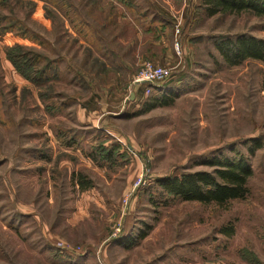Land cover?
<instances>
[{
  "label": "rangeland",
  "instance_id": "374dc122",
  "mask_svg": "<svg viewBox=\"0 0 264 264\" xmlns=\"http://www.w3.org/2000/svg\"><path fill=\"white\" fill-rule=\"evenodd\" d=\"M2 3L3 12L18 6ZM54 4L51 11L42 3L20 9L31 31L26 38L0 39V162L77 161L58 153L54 138L64 145L58 136L86 149L102 142L113 148L103 176L83 168L91 186L80 191L99 193L105 208L94 202L93 216L73 233L88 242L64 241L79 248L72 255L59 250L60 264L76 258L73 264H264V61L231 66L216 47L239 34L264 39V18L250 12L210 16L204 0ZM14 40L55 60L43 86L23 78L7 58ZM146 60L170 67L167 81L149 94L146 84L133 82ZM164 93L178 97L143 111L150 97ZM79 107L96 115L106 111L98 132L78 120ZM224 156L246 157L253 169L243 198L202 203L157 185L161 177L212 171L216 166L208 161ZM7 169L0 167V176ZM40 190L45 193L44 182L0 178V264H22L9 262L13 252L46 264L28 249L13 250L15 235L4 227H12L21 201L39 198Z\"/></svg>",
  "mask_w": 264,
  "mask_h": 264
},
{
  "label": "trees",
  "instance_id": "16d2710c",
  "mask_svg": "<svg viewBox=\"0 0 264 264\" xmlns=\"http://www.w3.org/2000/svg\"><path fill=\"white\" fill-rule=\"evenodd\" d=\"M3 5L8 0H1ZM18 6L11 7L9 12L0 10V39L12 41L13 37L26 38L31 31L25 18L20 16L19 10L31 9L33 5L42 3L50 11L53 10L56 0H14ZM208 15L218 13L242 14L250 12L264 18V0H204ZM216 47L224 61L231 66L239 65L247 59L264 61V39L254 35L239 34L218 40ZM7 58L15 70L26 80L43 86L51 79L49 69L53 68L54 59L45 52L31 48L29 45L14 40L6 47ZM44 96L45 93L40 94ZM177 94L164 93L150 97L143 111L151 110L156 106L170 105L177 98ZM64 145L75 146L79 142L75 138L63 139ZM113 148L107 147L104 142L93 146L88 155L99 165L107 166L113 159ZM215 165L212 171L196 170L179 175L165 176L157 180V185L166 193L189 201L202 203L224 204L229 200L246 196L249 191L248 182L253 175V169L246 157L237 159L228 156L216 157L208 161ZM78 182L81 189L91 186L88 178L79 174ZM231 234L232 229L227 231ZM146 232L141 233L144 237Z\"/></svg>",
  "mask_w": 264,
  "mask_h": 264
},
{
  "label": "crops",
  "instance_id": "0c3cea01",
  "mask_svg": "<svg viewBox=\"0 0 264 264\" xmlns=\"http://www.w3.org/2000/svg\"><path fill=\"white\" fill-rule=\"evenodd\" d=\"M99 105V104H98ZM85 108L78 109V120L82 123L91 122L96 126L94 131L98 132L99 122L105 115L106 111L100 108L96 115V111L85 112ZM104 122L102 121V125ZM92 126V125H91ZM106 128V124L103 125ZM59 137V136H58ZM58 144V153L73 154L78 159L72 161L64 159L56 160H39L32 162H24L15 166L11 162H0V167L6 165L7 171L0 178L4 182H11L14 175H18L23 179L37 180L44 182L45 193L40 190L39 198L33 200L27 198V201H21L20 209L17 211L14 222L9 221L12 227L6 228L7 234L15 235V245L11 247L16 249H28L33 253V257L42 260L46 264H60L62 261L59 250H64L68 255H72L75 251L61 249L59 243L73 242L75 244L88 242L86 237L73 236V233L83 229L86 226L88 218L93 216V210L90 207L94 202L103 209L105 208L104 198L96 192L83 190L80 191L78 177L83 174V168H90L99 175H104L106 171L105 165L96 163L88 153L92 150L94 144L89 145V149L84 148L79 142L75 146H66L60 144L57 138H54ZM86 176V175H85ZM87 177V176H86ZM88 178V177H87ZM89 179V178H88ZM73 191L77 194H73ZM44 198V199H43ZM67 201V206L56 207V203ZM37 201H44L43 208L36 207ZM47 206V207H46ZM46 207V208H45ZM13 223V224H12ZM35 225L36 228L33 226ZM104 233V229L102 228ZM5 246V245H4ZM5 247L8 248L6 245ZM9 262H20L22 264H31L30 260L20 256L19 253H8ZM75 258V257H74ZM83 261H87L85 256L81 257ZM77 259V258H76ZM73 260L76 262L77 260ZM12 262V263H13ZM73 262V263H74ZM72 263V264H73Z\"/></svg>",
  "mask_w": 264,
  "mask_h": 264
},
{
  "label": "built area",
  "instance_id": "2783aa9c",
  "mask_svg": "<svg viewBox=\"0 0 264 264\" xmlns=\"http://www.w3.org/2000/svg\"><path fill=\"white\" fill-rule=\"evenodd\" d=\"M176 31L179 32L178 27ZM175 49L177 51V54L180 55L181 54L180 42L177 39L175 40ZM169 74H170V67L157 64L151 60H146L141 64L138 72L134 77L133 82L135 84H146V86L148 87L146 88L145 92L149 94L155 85L162 84L165 81H167ZM119 231L120 229L117 228L115 234ZM58 245L61 247V249H66V250L77 251V249L79 248V247L78 248L72 247L63 243H59ZM13 264H19V263H13Z\"/></svg>",
  "mask_w": 264,
  "mask_h": 264
}]
</instances>
